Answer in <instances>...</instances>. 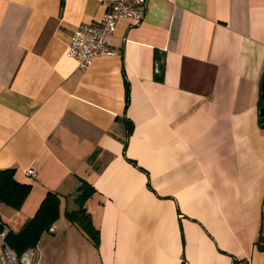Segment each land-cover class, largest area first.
Instances as JSON below:
<instances>
[{"label":"crops","instance_id":"1","mask_svg":"<svg viewBox=\"0 0 264 264\" xmlns=\"http://www.w3.org/2000/svg\"><path fill=\"white\" fill-rule=\"evenodd\" d=\"M112 2L0 0V169L32 185L5 226L54 191L35 264H264V0H147L82 71L71 37ZM84 180L98 245L66 216Z\"/></svg>","mask_w":264,"mask_h":264},{"label":"trees","instance_id":"2","mask_svg":"<svg viewBox=\"0 0 264 264\" xmlns=\"http://www.w3.org/2000/svg\"><path fill=\"white\" fill-rule=\"evenodd\" d=\"M159 71H161L160 67ZM162 78L161 72L158 74ZM264 106V97L261 98V107ZM132 127H129V135ZM130 161L137 165L136 161ZM141 168V167H140ZM142 169V168H141ZM32 185L21 182L16 178L15 168L0 169V205L6 204L19 209L27 195L30 193ZM76 203L78 209L67 211L66 216L73 223H76L90 238L98 245L100 240V231L92 220L91 213L87 210L86 202L95 193V187L88 181L78 187ZM61 196L59 193L49 191L43 199L39 209L33 217H31L24 226L15 231L9 229L6 236V243L16 251L21 258L22 255L30 248H36L43 234L50 226L60 217ZM5 222L0 213V230H3Z\"/></svg>","mask_w":264,"mask_h":264},{"label":"built area","instance_id":"3","mask_svg":"<svg viewBox=\"0 0 264 264\" xmlns=\"http://www.w3.org/2000/svg\"><path fill=\"white\" fill-rule=\"evenodd\" d=\"M146 2L147 0H113L100 22L81 23L75 29L68 44V56L75 58L79 68L85 71L98 58L118 55L119 51L112 42L118 19L134 18L142 21ZM27 174L37 177L38 172L36 168L30 167ZM48 230L54 231V227L51 226ZM8 231L6 226L0 230V264H33L35 248L28 249L20 258L6 243Z\"/></svg>","mask_w":264,"mask_h":264},{"label":"water","instance_id":"4","mask_svg":"<svg viewBox=\"0 0 264 264\" xmlns=\"http://www.w3.org/2000/svg\"><path fill=\"white\" fill-rule=\"evenodd\" d=\"M261 94L264 97V78L261 83ZM260 121L262 122V126L264 127V106L260 107Z\"/></svg>","mask_w":264,"mask_h":264},{"label":"rangeland","instance_id":"5","mask_svg":"<svg viewBox=\"0 0 264 264\" xmlns=\"http://www.w3.org/2000/svg\"><path fill=\"white\" fill-rule=\"evenodd\" d=\"M4 206H6V205H4ZM13 227H14V226H13ZM14 229H15V228H14ZM36 257H37V251H35V258H34V260H33V264H35Z\"/></svg>","mask_w":264,"mask_h":264}]
</instances>
